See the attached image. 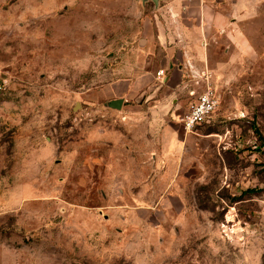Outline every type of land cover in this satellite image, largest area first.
I'll return each instance as SVG.
<instances>
[{
  "label": "rangeland",
  "instance_id": "rangeland-1",
  "mask_svg": "<svg viewBox=\"0 0 264 264\" xmlns=\"http://www.w3.org/2000/svg\"><path fill=\"white\" fill-rule=\"evenodd\" d=\"M175 1L0 0V264H264V0H212L218 106L169 160L105 101Z\"/></svg>",
  "mask_w": 264,
  "mask_h": 264
},
{
  "label": "crops",
  "instance_id": "crops-1",
  "mask_svg": "<svg viewBox=\"0 0 264 264\" xmlns=\"http://www.w3.org/2000/svg\"><path fill=\"white\" fill-rule=\"evenodd\" d=\"M178 5L185 14L173 21L151 20L138 47H133L134 64L103 87L106 103L122 99L119 115L131 119L129 124L137 128L129 143L139 145L145 141L147 146L154 145L153 156L165 160L171 158L170 139L180 132L181 118L196 99L192 87L197 80L193 74L225 68L211 60L213 29L230 30L226 12L212 0H176L174 6ZM199 30L204 32L202 38ZM230 35L233 40L235 35ZM235 40L236 44L237 36ZM161 70L164 74L158 75ZM109 135L110 139L114 137L111 132Z\"/></svg>",
  "mask_w": 264,
  "mask_h": 264
},
{
  "label": "built area",
  "instance_id": "built-area-1",
  "mask_svg": "<svg viewBox=\"0 0 264 264\" xmlns=\"http://www.w3.org/2000/svg\"><path fill=\"white\" fill-rule=\"evenodd\" d=\"M164 74V71H159L158 75ZM209 74H203V79L206 78V82L200 83L197 80L196 83L200 86L201 90L196 94V99L191 104L189 111L181 118L183 128L187 132H192L198 125L205 122L218 106V98L214 88L207 82Z\"/></svg>",
  "mask_w": 264,
  "mask_h": 264
},
{
  "label": "water",
  "instance_id": "water-1",
  "mask_svg": "<svg viewBox=\"0 0 264 264\" xmlns=\"http://www.w3.org/2000/svg\"><path fill=\"white\" fill-rule=\"evenodd\" d=\"M154 1H158V0H154ZM123 104V100L122 99H116L113 100L110 104H108L111 108L113 109H121ZM78 106L75 107V109H77Z\"/></svg>",
  "mask_w": 264,
  "mask_h": 264
},
{
  "label": "trees",
  "instance_id": "trees-1",
  "mask_svg": "<svg viewBox=\"0 0 264 264\" xmlns=\"http://www.w3.org/2000/svg\"><path fill=\"white\" fill-rule=\"evenodd\" d=\"M260 137H262L260 134H258Z\"/></svg>",
  "mask_w": 264,
  "mask_h": 264
}]
</instances>
